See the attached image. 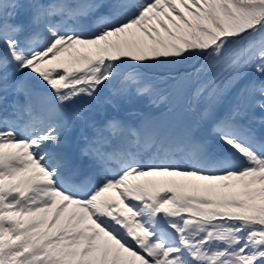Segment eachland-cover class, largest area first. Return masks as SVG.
<instances>
[{"label":"snow or ice","instance_id":"obj_1","mask_svg":"<svg viewBox=\"0 0 264 264\" xmlns=\"http://www.w3.org/2000/svg\"><path fill=\"white\" fill-rule=\"evenodd\" d=\"M0 264H264V0H0Z\"/></svg>","mask_w":264,"mask_h":264},{"label":"trees","instance_id":"obj_2","mask_svg":"<svg viewBox=\"0 0 264 264\" xmlns=\"http://www.w3.org/2000/svg\"><path fill=\"white\" fill-rule=\"evenodd\" d=\"M193 63H196V61L195 60H193ZM190 86L193 88L194 86H193V84H190Z\"/></svg>","mask_w":264,"mask_h":264},{"label":"rangeland","instance_id":"obj_3","mask_svg":"<svg viewBox=\"0 0 264 264\" xmlns=\"http://www.w3.org/2000/svg\"><path fill=\"white\" fill-rule=\"evenodd\" d=\"M180 117H183V116H180Z\"/></svg>","mask_w":264,"mask_h":264}]
</instances>
